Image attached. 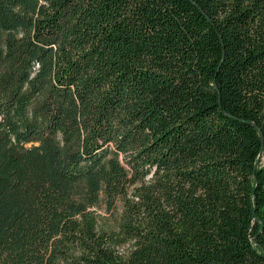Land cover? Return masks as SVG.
Wrapping results in <instances>:
<instances>
[{
    "label": "trees",
    "instance_id": "obj_1",
    "mask_svg": "<svg viewBox=\"0 0 264 264\" xmlns=\"http://www.w3.org/2000/svg\"><path fill=\"white\" fill-rule=\"evenodd\" d=\"M0 264H264V0H0Z\"/></svg>",
    "mask_w": 264,
    "mask_h": 264
},
{
    "label": "rangeland",
    "instance_id": "obj_2",
    "mask_svg": "<svg viewBox=\"0 0 264 264\" xmlns=\"http://www.w3.org/2000/svg\"><path fill=\"white\" fill-rule=\"evenodd\" d=\"M96 213L101 217L100 223L101 224H110L111 222H113V218L112 215H108L105 211H104V207L101 206V208L96 209L95 210Z\"/></svg>",
    "mask_w": 264,
    "mask_h": 264
}]
</instances>
